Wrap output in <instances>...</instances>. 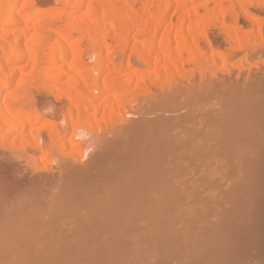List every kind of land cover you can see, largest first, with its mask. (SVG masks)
Instances as JSON below:
<instances>
[{
  "label": "bare ground",
  "instance_id": "obj_1",
  "mask_svg": "<svg viewBox=\"0 0 264 264\" xmlns=\"http://www.w3.org/2000/svg\"><path fill=\"white\" fill-rule=\"evenodd\" d=\"M52 1L0 0V264H264V104H155L252 0Z\"/></svg>",
  "mask_w": 264,
  "mask_h": 264
},
{
  "label": "rangeland",
  "instance_id": "obj_2",
  "mask_svg": "<svg viewBox=\"0 0 264 264\" xmlns=\"http://www.w3.org/2000/svg\"><path fill=\"white\" fill-rule=\"evenodd\" d=\"M39 1L42 4V7L45 9H51L53 7L52 5H54L52 3V0ZM247 7L246 17H249L252 14L254 17H259L260 20L261 18H263L262 21L264 22L263 0H252L251 4ZM240 17L241 19L239 18V25L244 31H251L252 34H249L251 36L254 35L253 38L255 39L253 40V38L249 36L251 44L254 43L255 46L251 52H247L248 55H246V57L249 56L247 61L245 60L244 53L242 54L243 57L240 55V57H242L241 59L238 58L239 56L235 59L236 62L235 60L234 63L233 61H230L232 65L235 66H232L229 62L227 64L228 66L224 65V68H222L223 66L221 67V64L219 62H216V65H213L215 67H211V70H209L210 73L203 71V73H193L190 77H188V75L186 78L176 77V80H174V78V82L172 81V85H176V87L170 91L163 90L164 93L159 92V96L157 95L159 97L157 98L158 101L155 102L156 105L166 111L167 116L177 117L179 114H190L194 117V119L198 120L203 117V113L213 110L215 104L239 105L245 102H249L248 105L264 104V28H262V37H255V35L258 34L257 25L251 24L246 19V17L244 18V16ZM246 26L248 28H246ZM213 34L211 35L212 39L216 36ZM216 38H214L213 40L215 41V46L221 50L224 43L221 42L222 40L220 41V39L218 40ZM215 39L218 41L216 42ZM252 41L254 42L252 43ZM260 47L263 51L260 50ZM253 51L256 53H254ZM261 52L262 54H260ZM210 54L211 53L209 52L207 56H209ZM258 56L261 60L258 58ZM258 59L259 62L257 61ZM253 62L255 63L253 64ZM235 63L237 64V66ZM229 65L232 67L228 68L230 67ZM161 93H163V96H160ZM48 96L46 97L48 98ZM50 96L48 99L50 100V102H53L54 98ZM50 98H53V100H51ZM52 104H55V102H53ZM79 147L75 148L76 150H74L73 153V155H75L73 157L71 156L70 159H74L76 162H84V160L88 158L89 152L84 149V147L83 149H80ZM82 150H86V152Z\"/></svg>",
  "mask_w": 264,
  "mask_h": 264
}]
</instances>
